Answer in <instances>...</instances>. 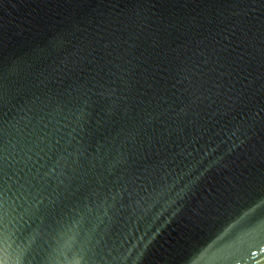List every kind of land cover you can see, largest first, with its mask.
Here are the masks:
<instances>
[{
  "label": "water",
  "instance_id": "obj_1",
  "mask_svg": "<svg viewBox=\"0 0 264 264\" xmlns=\"http://www.w3.org/2000/svg\"><path fill=\"white\" fill-rule=\"evenodd\" d=\"M263 237L264 0H0V264Z\"/></svg>",
  "mask_w": 264,
  "mask_h": 264
},
{
  "label": "bare ground",
  "instance_id": "obj_2",
  "mask_svg": "<svg viewBox=\"0 0 264 264\" xmlns=\"http://www.w3.org/2000/svg\"><path fill=\"white\" fill-rule=\"evenodd\" d=\"M246 256L237 264H264V237L255 239V244L243 248Z\"/></svg>",
  "mask_w": 264,
  "mask_h": 264
}]
</instances>
